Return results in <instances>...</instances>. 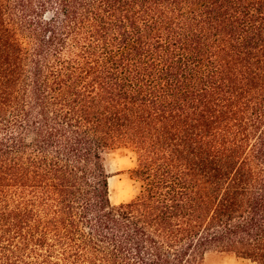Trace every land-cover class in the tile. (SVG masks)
I'll return each mask as SVG.
<instances>
[{
	"label": "trees",
	"instance_id": "1",
	"mask_svg": "<svg viewBox=\"0 0 264 264\" xmlns=\"http://www.w3.org/2000/svg\"><path fill=\"white\" fill-rule=\"evenodd\" d=\"M213 252L264 264V0H0V264Z\"/></svg>",
	"mask_w": 264,
	"mask_h": 264
},
{
	"label": "rangeland",
	"instance_id": "2",
	"mask_svg": "<svg viewBox=\"0 0 264 264\" xmlns=\"http://www.w3.org/2000/svg\"><path fill=\"white\" fill-rule=\"evenodd\" d=\"M135 155L125 148L110 149L104 153V166L109 178V198L112 205L126 203L140 192V182L132 179L130 171L135 167ZM204 264H249L227 253H209Z\"/></svg>",
	"mask_w": 264,
	"mask_h": 264
},
{
	"label": "bare ground",
	"instance_id": "3",
	"mask_svg": "<svg viewBox=\"0 0 264 264\" xmlns=\"http://www.w3.org/2000/svg\"><path fill=\"white\" fill-rule=\"evenodd\" d=\"M109 186H110V183H109Z\"/></svg>",
	"mask_w": 264,
	"mask_h": 264
}]
</instances>
